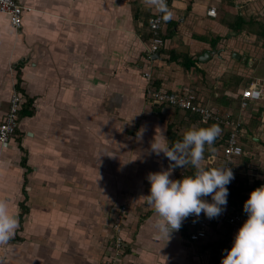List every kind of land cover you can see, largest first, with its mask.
Here are the masks:
<instances>
[{
  "label": "crops",
  "instance_id": "1",
  "mask_svg": "<svg viewBox=\"0 0 264 264\" xmlns=\"http://www.w3.org/2000/svg\"><path fill=\"white\" fill-rule=\"evenodd\" d=\"M17 1L27 8L22 29L0 13V123L13 91L25 99L16 136L0 144V199L18 218L14 235L0 243V264H105L126 204L128 248L119 264H210L208 242L223 240L191 242L187 217L170 238L161 237L147 202L148 174L170 166L151 150L154 137L171 145V133L178 140L191 127L208 126L149 99L143 72L148 22L158 8L149 0ZM263 4L171 0L166 45L150 64L155 85L190 87L219 110L237 113L242 92L264 81V40L256 25H234L238 17L264 24ZM245 119L246 149L257 157L253 145L262 160L264 101L253 103ZM223 133L205 144L204 167L219 154ZM194 171L188 164L171 175Z\"/></svg>",
  "mask_w": 264,
  "mask_h": 264
},
{
  "label": "built area",
  "instance_id": "2",
  "mask_svg": "<svg viewBox=\"0 0 264 264\" xmlns=\"http://www.w3.org/2000/svg\"><path fill=\"white\" fill-rule=\"evenodd\" d=\"M170 2L171 0H166L167 8H169ZM26 11L27 8L17 0H0V13L8 17L11 26L16 31L22 29ZM163 15L158 9L149 18L148 22L150 41L149 47L146 49L145 60L147 67L143 72V77L149 86V99L156 105L196 116L204 124H218L221 131H225L221 136V141L223 142L222 144L219 143V154L213 156L212 163L215 167L228 166L232 168L235 178L227 185L229 191L239 187H253L256 181H261L263 182L262 185H264V173L263 175L260 174L261 171H258L250 163L254 161L256 156L249 153L243 141L246 134L245 114L253 103H258L261 98H264V81L257 85H251L242 92L241 97L238 99L239 111L237 113L230 110H219L214 104H210L198 91L187 86L176 91L157 87L155 85L153 67L150 64L155 60L153 56L157 53L161 54L166 45L162 34V28L166 21L162 19ZM208 15L216 17L217 10L211 8L208 11ZM24 103L25 99L18 89L13 91L8 111L0 123V144L2 146L7 145L16 136L20 124L19 117ZM247 158L250 159V162L246 167H243L241 162ZM241 167L245 169L243 173L241 172ZM243 194L249 195L247 192H243ZM129 211V204L123 205L113 224V249H111L110 256L105 264H119L122 256L127 251L128 244L123 237V230L127 224ZM187 218L186 225L191 242L201 243L211 237L226 236L228 238L229 236L228 244L232 246L235 234L247 219V213L244 211V206H233L227 203L225 210L217 217L209 218L202 212L199 216L191 214Z\"/></svg>",
  "mask_w": 264,
  "mask_h": 264
},
{
  "label": "clouds",
  "instance_id": "3",
  "mask_svg": "<svg viewBox=\"0 0 264 264\" xmlns=\"http://www.w3.org/2000/svg\"><path fill=\"white\" fill-rule=\"evenodd\" d=\"M164 15L171 18L166 0H149ZM161 56V54H160ZM218 124L191 127L183 133L182 139L169 144L165 136L157 135L151 141V150L163 153L170 161L169 168L150 172L151 182L147 202L157 216V235L171 237V233L182 226L183 220L191 214L202 212L209 218L219 216L228 203V184L235 178L231 167H204L205 144L211 145L220 134ZM191 164L195 171L181 178H172L177 166ZM211 199H208V196ZM247 219L235 234L233 245L225 249L221 264H264V185L251 191L244 203ZM18 226L17 216L9 210V201L0 199V243L14 235Z\"/></svg>",
  "mask_w": 264,
  "mask_h": 264
},
{
  "label": "trees",
  "instance_id": "4",
  "mask_svg": "<svg viewBox=\"0 0 264 264\" xmlns=\"http://www.w3.org/2000/svg\"><path fill=\"white\" fill-rule=\"evenodd\" d=\"M247 25L248 26H252V27H255L254 25H256L258 27V30L256 31L257 35L259 37L263 38V40H264V24H261L259 22L254 21V20H250V21L246 22L242 17H238V19L236 20V23L234 25V28L236 29V31H241L242 29H245V27ZM22 64H23V62L21 63V65ZM184 65L187 66V68H191L192 62L190 60H186L184 62ZM18 84H20V83L18 82ZM261 101H264V98H261L259 102H261ZM189 115H191V114H189ZM177 136H180V135L179 134H173V133H171V138H172V141H173L172 144L176 141V137ZM209 160H210V162H209V167L208 168L215 167L213 165V163L211 162L212 160L211 159H208V161ZM245 161H247V163H248V162H250V159L249 158L245 159L243 161V163ZM262 183L263 182H261V181H256L255 182V185L253 187H250V188H242V187H239V188L234 189L233 191H229V194H228V203H230L233 206H236V205L244 206V203L249 198L251 191L254 190L255 188L261 186ZM243 192L249 193V196L243 194ZM207 198L208 199H211V196L209 195ZM228 240H229V236L224 241H222V242H220L218 244H215V245L214 244H211V245H209V249L211 248L212 253H214L215 251H220L221 250V251H223V254L226 255V252L224 250L225 249H230L232 247V246L231 247H228V245H229L228 244V242H229Z\"/></svg>",
  "mask_w": 264,
  "mask_h": 264
},
{
  "label": "rangeland",
  "instance_id": "5",
  "mask_svg": "<svg viewBox=\"0 0 264 264\" xmlns=\"http://www.w3.org/2000/svg\"><path fill=\"white\" fill-rule=\"evenodd\" d=\"M263 6V8H264V4L262 5ZM250 137L251 138H253L254 137V135L251 133L250 134ZM260 144L262 145V147H264V143L261 141L260 142ZM249 146V150H251L252 152H257V157L256 158H254V161L253 162H250L251 163V165L254 167V168H257V170L258 171H261V172H263L264 173V158L262 159V160H260V158H261V155L259 154V151L258 150H256V149H254V146L253 145H248ZM242 163V162H241ZM241 171L243 172V171H245V169H243L242 167H241ZM248 180V179H247ZM247 196H249V195H247ZM225 238H226V236H221V237H218V239L219 240H225ZM229 241V240H228ZM227 241V242H228ZM202 242H204V241H202ZM208 242V241H207ZM218 243V241L217 240H215L214 242L213 241H211V242H208V244L209 245H211V244H217ZM228 247H231L230 245H228ZM211 249V248H210ZM209 251V250H208ZM211 253V263L210 264H221V260H222V258H223V256H224V254H223V251H215L213 254H212V252H210ZM217 253V254H216ZM213 258L215 259L214 261H213Z\"/></svg>",
  "mask_w": 264,
  "mask_h": 264
},
{
  "label": "water",
  "instance_id": "6",
  "mask_svg": "<svg viewBox=\"0 0 264 264\" xmlns=\"http://www.w3.org/2000/svg\"><path fill=\"white\" fill-rule=\"evenodd\" d=\"M160 58V53H157L153 56V59L158 60Z\"/></svg>",
  "mask_w": 264,
  "mask_h": 264
},
{
  "label": "bare ground",
  "instance_id": "7",
  "mask_svg": "<svg viewBox=\"0 0 264 264\" xmlns=\"http://www.w3.org/2000/svg\"><path fill=\"white\" fill-rule=\"evenodd\" d=\"M260 39V38H259Z\"/></svg>",
  "mask_w": 264,
  "mask_h": 264
}]
</instances>
